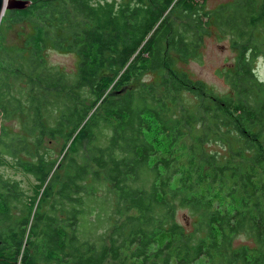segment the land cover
I'll use <instances>...</instances> for the list:
<instances>
[{"label":"trees","instance_id":"trees-1","mask_svg":"<svg viewBox=\"0 0 264 264\" xmlns=\"http://www.w3.org/2000/svg\"><path fill=\"white\" fill-rule=\"evenodd\" d=\"M29 1L2 16L31 31L0 43V264H264V0ZM212 26L226 93L178 67Z\"/></svg>","mask_w":264,"mask_h":264},{"label":"rangeland","instance_id":"rangeland-1","mask_svg":"<svg viewBox=\"0 0 264 264\" xmlns=\"http://www.w3.org/2000/svg\"><path fill=\"white\" fill-rule=\"evenodd\" d=\"M229 0H206L205 7L213 9L221 3ZM31 31V24L27 22L7 24L6 20L0 21V43L8 46H19L23 43L25 36ZM199 59H189L180 61L178 67L186 71L192 78L200 79L210 85L213 89L220 93H226L229 85L223 76V69L232 68L235 61V50L231 48L229 40L221 37L217 29L212 26L210 32L204 38L202 47L200 48ZM47 58L52 64L59 65L67 71H74L77 65V55L70 50H62L52 45H47ZM221 70V71H220ZM256 71L258 77L264 78V59L256 60ZM152 77V75H147ZM10 175L17 176L25 187L31 186L30 178L9 169ZM189 213L182 210L178 213V219L184 221L190 227L191 218L188 219ZM188 219V220H187ZM253 245L251 239L244 234H239L235 238V244ZM200 263V262H198Z\"/></svg>","mask_w":264,"mask_h":264},{"label":"water","instance_id":"water-1","mask_svg":"<svg viewBox=\"0 0 264 264\" xmlns=\"http://www.w3.org/2000/svg\"><path fill=\"white\" fill-rule=\"evenodd\" d=\"M30 3L29 0H0V21L7 9H23Z\"/></svg>","mask_w":264,"mask_h":264}]
</instances>
